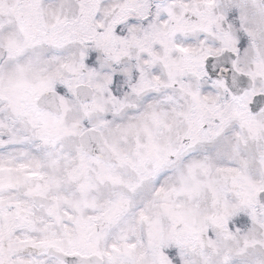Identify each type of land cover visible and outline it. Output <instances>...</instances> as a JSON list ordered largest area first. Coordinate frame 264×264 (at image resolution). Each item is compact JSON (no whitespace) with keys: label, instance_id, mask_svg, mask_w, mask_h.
I'll list each match as a JSON object with an SVG mask.
<instances>
[{"label":"snow or ice","instance_id":"6c2138e0","mask_svg":"<svg viewBox=\"0 0 264 264\" xmlns=\"http://www.w3.org/2000/svg\"><path fill=\"white\" fill-rule=\"evenodd\" d=\"M0 264H264V0H0Z\"/></svg>","mask_w":264,"mask_h":264}]
</instances>
